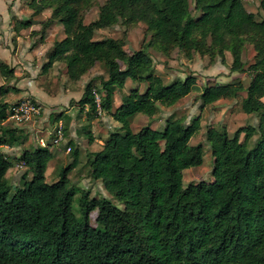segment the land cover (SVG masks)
<instances>
[{
    "label": "trees",
    "instance_id": "16d2710c",
    "mask_svg": "<svg viewBox=\"0 0 264 264\" xmlns=\"http://www.w3.org/2000/svg\"><path fill=\"white\" fill-rule=\"evenodd\" d=\"M91 1L31 0L28 6L35 13L50 10L31 34L41 33L42 40L53 22L63 27L65 35L46 53L43 71L63 62L67 78L77 81L104 63L107 77L100 80L101 88L87 82L78 103L97 114L96 88L104 113L119 123L99 150L89 152L87 163L91 177L101 180L122 207L70 182L68 174L79 163L72 141L71 161L53 181L45 175L54 155L52 139L23 149L16 160L6 154L3 146L19 137L4 124L11 104L0 101V264H264V18L257 20L244 0H106L98 17L86 23L82 10ZM259 7L264 11V0ZM135 22L153 32V45L166 59L176 48L188 59L197 53L224 64L228 52L229 71L250 76L246 86L232 80L206 85L199 94L201 107L244 94L241 110L260 115L259 137L251 147L247 139L256 133L253 126L239 127L232 135L224 127L207 128L210 182L183 185V171L203 162V145L190 143L201 127L199 116L189 123L168 118L163 129L131 128L136 115L153 117L160 106L176 105L197 85L193 73L165 83L143 47L128 53L120 38H95L100 29ZM32 23L18 20L14 29ZM246 42L255 51L250 64L242 59ZM0 73L4 80L15 78L14 68L3 61ZM128 79L136 85L112 110L116 90ZM62 124L65 133L68 121ZM15 164L25 172L12 192L7 172ZM77 194L79 216L74 212Z\"/></svg>",
    "mask_w": 264,
    "mask_h": 264
},
{
    "label": "rangeland",
    "instance_id": "374dc122",
    "mask_svg": "<svg viewBox=\"0 0 264 264\" xmlns=\"http://www.w3.org/2000/svg\"><path fill=\"white\" fill-rule=\"evenodd\" d=\"M30 1L31 0H0V10L3 9V6H6L9 10H11L10 19L13 23H15V21L19 19H25L26 17H29L33 20L34 18L32 17L31 10L28 6ZM105 1L106 0H92L87 6L83 8L82 12L84 21L86 23H89L98 17L99 8ZM243 4L248 11L253 12L255 14L257 20L264 18V11L261 10L259 7V0H244ZM47 11L50 12V10ZM192 12L194 15H197V12H195V10L192 9ZM3 13H5V10H3ZM2 20L3 14L0 12V21ZM55 22L58 23L57 21ZM24 32V34H27V30H25ZM54 33L57 34L56 29H54ZM4 34L5 33H3V31L0 32V38L2 39L0 41V49L4 47H10L8 45L9 41L5 39ZM105 37H115L122 39L125 43L124 48L128 53H132L134 50H137L142 47L147 49L148 53L151 54L154 59L157 73L160 74L165 83H170L172 80L177 78H184L188 73H193L195 75L197 80L196 87L187 96L183 97L176 105L172 107L160 106V111L155 116L148 117L140 114L136 115V117H134V119L131 121V128L136 131L144 125H150L152 128L155 129H163L168 118L182 117L185 119L186 123H189L192 118L196 116L200 117V130L195 136L191 138L190 143H201L203 145V162L199 166L191 167L183 171L184 186H187L190 183H197L200 181L210 182L213 180V157L211 155L209 144L207 143L205 138V132L208 127H224L229 132V134L232 135L233 132L239 127L253 126L256 129V133L247 139L248 147H251L259 137L258 125L260 121V115L255 113L246 114L240 108L241 99L244 94H240L236 98L220 99L204 107L200 106L199 94L202 88L206 85L224 82L227 83L232 80L238 79L245 86L249 83L250 76L248 74L236 72L232 73L229 71L231 55L228 52H226V60L224 64L221 63L219 60L215 61L214 63H211L207 56H201L197 53L194 54L191 59H188L184 56L183 52L178 51V49L176 48H173L170 51V58L166 59V57L160 54L159 51L153 45V32L149 31L146 27V24L143 22H135L126 25L117 24L112 27L100 29L96 32V39H101ZM55 39H59V37H57L56 35ZM11 47H14L16 49L17 44L11 42ZM0 54H5V52H0ZM254 57L255 51L253 50L252 44L250 42H246L245 49L242 54L243 61L247 64H250L254 61ZM106 77V67L103 62H100L95 64V66L83 77H81L80 80H82L81 84H84V86L87 82L92 81V84L94 86H96L97 88H101L100 80ZM8 81L9 80H5L6 83L3 86H8ZM81 84L75 90V98H78L79 94L84 91V86H82ZM135 85V82H132L130 79H128L127 85L125 84L123 89L116 90L112 103V110H114L115 107L119 104L120 97L123 94H126L130 87ZM139 86L143 88V84H140ZM5 96L7 102H10L11 104L17 101L14 97L15 95L12 96L11 94H5ZM77 103L78 102L74 101L72 98L69 102V105ZM62 107L65 109L68 108L66 106ZM89 114L93 119H97L98 127L95 138L99 140H103L105 135L119 128V123L116 124L115 120L112 117L109 118L110 115L107 113H105L104 115H98L89 112ZM61 119L64 121V117ZM54 124H51V126H47L49 125L48 120L47 122H44L45 126H43V130L47 128L48 131L40 132V134L38 135L40 137H43L44 140L52 139V136L49 134V130L54 126ZM8 125L12 126L21 124L9 122ZM25 132L26 134L24 140H20L21 145L25 144V141L29 140V136L32 133L29 129H25ZM92 134L93 132L89 131L88 127L84 124L83 126H80V128L77 130V135L79 136L80 142L78 146H81L82 149L81 153L78 156V165L74 167L68 174L70 182L76 186H79L85 191L88 190L90 192L91 197H106L111 199L115 205L122 207L120 201L115 200L106 192L101 180L93 179L90 175V167L87 163L88 154L90 151L89 148L87 149V141L83 140H86L89 136H92ZM244 138L245 134L242 133L241 139ZM32 142H34L33 139ZM32 142L30 141L29 143L31 146H33ZM64 142L65 141L63 140L59 144H53L54 155L55 153L59 152L61 156L59 157V159L56 160L53 158L55 157L53 155L52 158L48 161L45 172L47 181L55 180L58 177L61 169L68 166L69 162L71 161V157L69 154L70 150L67 151V145ZM96 143L98 144L97 147L101 145L98 140H96ZM12 146L14 147V145ZM59 146L61 150H56ZM24 147L25 146H22V148ZM64 150L66 151V153L64 152ZM5 152L6 154H11L14 152V150L5 149ZM16 165L17 164L13 166L14 170H12L8 175V180L12 185V192L14 187L19 186L21 184V177L25 172L24 167ZM30 176L31 174H28L27 177L30 178ZM79 195L80 194L76 195V200L74 202V212L77 216L80 215L77 202V198L79 197ZM95 217L96 211L91 212L90 223L93 226H95Z\"/></svg>",
    "mask_w": 264,
    "mask_h": 264
},
{
    "label": "crops",
    "instance_id": "0c3cea01",
    "mask_svg": "<svg viewBox=\"0 0 264 264\" xmlns=\"http://www.w3.org/2000/svg\"><path fill=\"white\" fill-rule=\"evenodd\" d=\"M3 10H5V13H3ZM0 12L3 14V20L0 21V32L3 31V33H5L4 37L7 41H9L8 45L10 46L0 49V52H5V54H0V62L3 61L10 67L14 68L15 76L14 79L8 81L7 83L9 86H7L9 89L8 91L0 89V101L7 102L5 94H11L12 96L15 95L14 97L16 100H19L25 96H31L42 106L41 117L39 116L36 120L30 123L11 126L14 127L12 133L15 136H18L19 139L13 142L12 145H14V147L12 145L9 146L5 144L3 146V150H14V152L10 155L12 159L16 160L15 158L20 156L23 149H32L36 146L37 142L35 137L40 134V132H46L43 130V126H45L44 122H47L48 120L49 125L47 126H51V124L56 123L58 120L63 121L61 119L63 117L64 121H68V127L65 131V138L63 139L67 146H69L70 141L75 143L77 146L80 144L77 130L84 124L88 127L89 131L93 132L92 136H89L86 140H83L87 141V149L89 148V151L99 150L103 140L108 136L109 133L105 135L103 140L95 138L98 127L97 119H93L90 116L88 106L82 107L79 103L69 105V102L72 98L74 101L78 102L82 96L83 92L79 94L78 98L74 97L76 94L75 90L81 84L82 80H69L65 74L63 62H55L48 69L44 71L42 70V65L46 62V53L48 50H50L54 44V41L56 40L55 36L57 35V37L60 39L65 35L61 24L53 22L46 29V33L43 35L44 38L41 40V33L37 32L36 35H32L31 32L40 30L41 22L50 16L49 11L45 10L40 13H35L33 10H31V15L34 18L32 25L27 29L20 30L19 32L14 29V25L18 20L16 19L17 21L13 23L10 19L11 10H9L6 6H3V9L0 10ZM25 19L30 18L26 17ZM54 29H56L57 34L54 33ZM25 30H27V34H24ZM1 40L2 39L0 38V41ZM11 42L17 44L16 49L11 47ZM5 83L6 82L0 73V86L4 85ZM82 86H84V84ZM13 88H16V90ZM8 103L11 104L10 102ZM62 106H66L68 108L65 109ZM109 118H111V116ZM115 123L117 124L118 122L115 121ZM25 129L31 130L32 133L29 136V140L25 141V144L21 145L20 140L23 141L25 138ZM31 138L35 143L32 142ZM96 140L101 143L99 147H97L98 144L96 143ZM30 141L33 143V146L29 144ZM22 146L25 147L22 148ZM78 148L80 154L82 147L78 146ZM56 150H61L60 146ZM64 152L66 153L65 150ZM54 156L55 157L53 158L57 160L61 155L59 152H57ZM12 170H14V167L8 170L7 176Z\"/></svg>",
    "mask_w": 264,
    "mask_h": 264
},
{
    "label": "built area",
    "instance_id": "2783aa9c",
    "mask_svg": "<svg viewBox=\"0 0 264 264\" xmlns=\"http://www.w3.org/2000/svg\"><path fill=\"white\" fill-rule=\"evenodd\" d=\"M92 93L95 97L96 103V113L98 115H104V110L100 105L101 94L96 88H93ZM42 113L41 104L31 96H25L15 103H12L8 110V117L4 124L9 122L17 124H26L36 120ZM56 124V125H55ZM54 126L49 130V134L52 136V143L59 144L65 138V133L63 129L62 121H58ZM47 132V128L45 129ZM36 142L41 145H46V140L43 137L37 135L35 137ZM70 150V147L67 146V151Z\"/></svg>",
    "mask_w": 264,
    "mask_h": 264
}]
</instances>
